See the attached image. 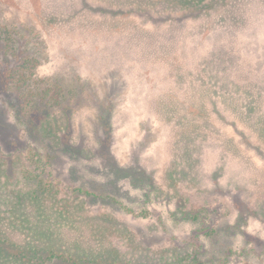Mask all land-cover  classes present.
<instances>
[{
    "label": "rangeland",
    "instance_id": "374dc122",
    "mask_svg": "<svg viewBox=\"0 0 264 264\" xmlns=\"http://www.w3.org/2000/svg\"><path fill=\"white\" fill-rule=\"evenodd\" d=\"M63 1L0 0V34L15 40L0 51V225L12 249L31 239L8 216L18 192L20 217L45 218L21 176L31 168L59 193L50 224L117 264H190L194 250L195 264H264V105L237 86L264 82V0H213L209 11L76 0L72 21ZM224 23L238 25L217 39L233 65L216 81L208 55ZM28 57L33 88L60 100L47 112L16 97L14 67Z\"/></svg>",
    "mask_w": 264,
    "mask_h": 264
},
{
    "label": "trees",
    "instance_id": "16d2710c",
    "mask_svg": "<svg viewBox=\"0 0 264 264\" xmlns=\"http://www.w3.org/2000/svg\"><path fill=\"white\" fill-rule=\"evenodd\" d=\"M110 2L117 3L119 5V2H123L126 0H109ZM186 3L190 4H202L203 7H207L204 9L205 11H209L215 7L213 0H182ZM64 5L67 6L69 9L70 15L68 17V14L66 15L67 21H72L74 17H71L73 14L76 13L80 8V1L76 0H68L67 2L63 1ZM84 2V0H83ZM102 4H106L104 0H102ZM87 3V2H85ZM138 7L136 9H133L129 11L128 13L135 12L136 10H139L141 8L140 3H137ZM92 9H95L91 7ZM202 8V7H201ZM256 9V7L254 8ZM202 10L201 12H203ZM113 11V10H112ZM240 11H237L236 15L237 17L235 20L240 24L242 22V17L239 13ZM253 9L248 7L245 9V15L248 17L252 16ZM247 20V19H246ZM226 22V21H223ZM225 24V23H224ZM231 25L225 24L222 29L219 31H216L215 35L218 36L216 38V41L214 43V46L212 48L211 53L208 55L210 57L208 63H209V70L211 71V74L213 76V79L218 81L220 80L223 76L227 77L228 74V68L229 66H232L233 63L230 62V56H229V51L233 46H230L225 43H221L220 40L217 41V39H221L224 37V34L230 32L229 28H237L238 25H234L233 23H230ZM241 26V25H240ZM83 27V26H80ZM195 28V27H193ZM215 28H211L209 30V34L214 32ZM241 29V28H240ZM239 29V30H240ZM4 31V30H1ZM230 35L233 33L230 32ZM0 43L3 45H0V51L1 53H4L6 55L9 54V51L11 50V47L14 48L15 46V40L13 38L12 33L5 32V35L0 34ZM5 47L4 51L3 48ZM0 53V56H1ZM34 59L32 60L31 58H27L26 60L23 59V61L16 67H14V71H21L23 72V75L17 77L14 81V87L17 90L16 97H20L21 99H27V103H25L31 111H40V109H43L45 112L51 110L53 105H58L60 104V100L58 98L53 101V99L48 95V92L44 91L43 88L40 86H37L33 88V81L31 79V75L33 76L34 70H32L31 64L33 63ZM10 62V59H9ZM208 64L206 65V68ZM35 67V66H34ZM33 67V69H34ZM244 74H240V76L236 79L237 80H243ZM238 82V81H237ZM223 86H228L229 84L225 81L221 83ZM237 86H240V90L243 91L245 94L248 95H254V102L255 104H263L264 105V82H260L259 84L256 82H241L237 84ZM255 90L256 94L251 93V90ZM67 93L65 94L62 92L63 100L66 98ZM247 103H250L248 100ZM245 103V104H247ZM43 111V112H44ZM39 113V112H36ZM42 113V112H41ZM47 130V129H45ZM1 132V131H0ZM49 132H44L43 136H47ZM5 135V134H4ZM2 134L0 135V140H2ZM1 142V141H0ZM22 143L21 140L17 141V145L20 146ZM20 144V145H19ZM4 163V161H3ZM0 189L2 187V184H6L7 182H4L3 179V173L5 172V168L2 165V162H0ZM21 176L23 177L24 180L30 182L33 184V188L31 191L28 193V199L31 201L37 202L39 212L42 214L41 216L45 217L42 219L40 224H38L35 220H32L29 216L23 217L21 214L20 217V212L25 213V207L23 203V200L25 198V195L22 193L18 192L16 197H14V200L11 204V211L9 208V214L8 216L11 217V220L13 221L12 224H18L22 228H27L31 232V239L27 242H25L22 245V249H12V246L14 243L1 231V225H0V264H45L47 261H52L54 258H66V260H71L72 263L75 264H104L103 261H106L109 256H105V250H100L97 252H93V250H89L86 246H84L80 241H73L70 242L65 234L61 232V227L59 228H54V223L50 224V220L48 218V215L44 213L47 212L46 207L48 210H53L52 206L49 205V202L47 199H52L55 197H59V193L57 190L54 188L53 184L48 182L43 176L40 174H35L34 171L31 168H25ZM76 193V196L83 193V194H90L89 192H85L81 188H77L74 191ZM11 203V201H10ZM21 205L23 207H21ZM21 207V208H20ZM3 220L4 218L0 217ZM48 219V220H47ZM47 222L44 224V222ZM51 225V226H50ZM54 226V227H53ZM68 240V245L67 243ZM83 241V240H82ZM66 246L67 252L63 251L58 253V249L62 246ZM15 246V245H14ZM86 247V248H84ZM71 249V252H68V250ZM93 254L95 257L88 259L87 256ZM198 252L197 250L192 251V260H189L190 264H195L197 259H198ZM82 256V257H81ZM113 257V256H111ZM115 258V257H113ZM109 258L105 264H117L116 259ZM101 260V261H100ZM86 262V263H82ZM122 264V263H120Z\"/></svg>",
    "mask_w": 264,
    "mask_h": 264
}]
</instances>
